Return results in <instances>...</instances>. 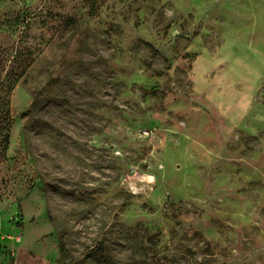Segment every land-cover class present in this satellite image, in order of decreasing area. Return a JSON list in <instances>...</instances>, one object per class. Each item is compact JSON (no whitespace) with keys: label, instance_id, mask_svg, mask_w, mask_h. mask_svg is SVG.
Listing matches in <instances>:
<instances>
[{"label":"rangeland","instance_id":"rangeland-1","mask_svg":"<svg viewBox=\"0 0 264 264\" xmlns=\"http://www.w3.org/2000/svg\"><path fill=\"white\" fill-rule=\"evenodd\" d=\"M17 51L0 264H264V0H0Z\"/></svg>","mask_w":264,"mask_h":264},{"label":"trees","instance_id":"trees-1","mask_svg":"<svg viewBox=\"0 0 264 264\" xmlns=\"http://www.w3.org/2000/svg\"><path fill=\"white\" fill-rule=\"evenodd\" d=\"M22 52L17 51L12 62L14 66L7 68L8 58L4 56V52L0 55V141L8 140V132L13 123L11 112V93L14 90L16 82L25 74V68L19 63ZM4 71L6 74L3 76Z\"/></svg>","mask_w":264,"mask_h":264},{"label":"crops","instance_id":"crops-1","mask_svg":"<svg viewBox=\"0 0 264 264\" xmlns=\"http://www.w3.org/2000/svg\"><path fill=\"white\" fill-rule=\"evenodd\" d=\"M20 264H58L54 260L52 255L45 253L46 248L41 244L40 252L30 253L27 248L18 249Z\"/></svg>","mask_w":264,"mask_h":264}]
</instances>
